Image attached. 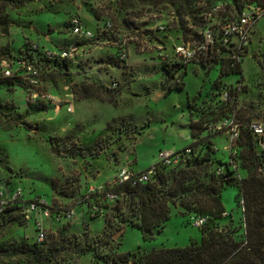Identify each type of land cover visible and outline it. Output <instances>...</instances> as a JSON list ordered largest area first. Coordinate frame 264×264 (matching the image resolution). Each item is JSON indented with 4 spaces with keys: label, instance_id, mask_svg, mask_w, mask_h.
Instances as JSON below:
<instances>
[{
    "label": "rangeland",
    "instance_id": "1",
    "mask_svg": "<svg viewBox=\"0 0 264 264\" xmlns=\"http://www.w3.org/2000/svg\"><path fill=\"white\" fill-rule=\"evenodd\" d=\"M25 1L24 6L7 9L2 15L9 18L11 27L8 35L0 31V49L10 51L12 55H18L29 44L53 49L70 43L72 36L68 21L72 15L79 16L95 37H100L99 41H93L91 48L85 49V55L70 63L69 76H57L39 88L44 99L33 101L21 89L0 88V151L8 152L7 161L13 169L8 171L0 166V185L6 193L20 187L24 200H45L61 215L74 210L72 219H63L62 222L69 223L74 233H84V225L89 233H104V217L110 213V208L94 207L92 212L97 211L100 216L92 218L91 209L84 201L93 203L89 195L98 187L113 182L121 168L143 173L159 160L161 152H179L192 143L190 102L195 109L194 119L209 121L203 136L221 131L211 141L218 150L216 157L227 160L222 162H228L231 155V123L264 120V15L254 24L248 51L242 58L244 80L241 83H238L240 76L236 74L221 77L218 62L204 67L194 61L188 65L187 74L182 76L184 87L166 94L162 89L165 80L162 61L169 64L173 47L182 43L178 4L139 5L122 10L116 0ZM217 2L223 6L218 14L211 15V19L208 15L209 24L222 21V17L237 16L233 0H194L191 9L203 11L207 16L209 5ZM246 5L245 2L244 8ZM57 10L62 12L55 13ZM126 19L134 22L131 28L125 25ZM107 22L112 23L113 31L110 32L111 38L104 34L105 39L101 31ZM195 30L201 32V29ZM145 31L150 32L145 35ZM117 55L126 59L127 68L106 64ZM219 78L221 82L218 88H214ZM67 79L74 83L95 81L113 89L118 88V83L124 84L117 96L118 106L93 98L77 100L71 87L65 83ZM128 81L133 82L128 84ZM229 88L238 93L235 105L230 98L224 99ZM223 89L225 91L221 93ZM219 94L227 106L217 110L215 101ZM212 111L215 115L211 114ZM9 113L20 114L31 128L9 122L5 116ZM121 117L131 118L138 132L126 134L107 129L109 121ZM212 119L217 120L213 122ZM51 136L58 139L72 136L74 144L65 146V149L67 152L74 149L75 157L53 152ZM100 148V154L93 156L92 153ZM215 168L217 174L225 173L224 167L216 163L212 165V169ZM234 171L233 177L246 176L239 167ZM237 193L235 187L223 190L227 216L220 223L239 227L237 235L242 239L243 215L240 202L236 203ZM97 197L100 205L113 206L116 203V198ZM22 214H17L19 219L28 222L24 226L18 222L9 223L0 237V245L14 244L24 238L35 240L36 218L42 221L48 232L49 228L57 231L58 225L62 224L42 219L36 212H31L30 217ZM189 215L183 216L180 206L171 207V219L165 228L146 242L138 229L126 227L117 252L126 254L139 248L185 247L191 240L200 241L201 231L191 224L196 214ZM108 251L109 248L100 249L99 253L104 255ZM64 264L106 263L98 256L86 255L66 256Z\"/></svg>",
    "mask_w": 264,
    "mask_h": 264
},
{
    "label": "trees",
    "instance_id": "2",
    "mask_svg": "<svg viewBox=\"0 0 264 264\" xmlns=\"http://www.w3.org/2000/svg\"><path fill=\"white\" fill-rule=\"evenodd\" d=\"M193 2L194 0H116L122 10L133 9L139 5L178 4V19L182 30V42L184 43H203L205 41L204 31L206 29L212 30L215 45L209 47L205 58L198 61L180 62L175 58L173 51L169 64L162 61V69L165 75L162 89L166 94L184 87L185 83L182 76L187 74L188 65L194 61L204 67H207L211 62H218L221 77L236 74L240 76L238 83H241L244 80L242 58L246 55L248 47L223 46L220 26L222 23L236 18L244 9L245 2L247 5L264 6V0H233L237 16L222 17V21L209 24L208 20L211 19L212 14H215L213 8L217 3L209 5L206 16L203 11L191 9ZM25 4V0H0V31L8 35L11 27L9 18L6 15L2 16L3 13L7 9L14 10ZM54 12L61 13L62 11ZM73 16L77 15L71 17ZM71 17L68 21L70 35ZM133 24L134 22L126 19L125 25L127 27L131 28ZM195 28L201 29V32ZM147 32L150 31L143 33L147 35ZM104 34H107V38H111L110 32L101 31L102 37L107 39L103 36ZM99 38L94 37L92 40L85 41L72 36L70 43L48 50H62L73 43L79 46H92L93 41H99ZM44 50L38 45L29 44L25 45L23 51L18 55H12L10 51L0 49V60L6 59L13 65H18L17 63L21 62L33 65L39 70L41 80L44 83L54 80L57 76H69V66L73 61L61 59L57 54L49 57ZM218 57L220 58L218 59ZM125 58H127L126 54ZM125 58L122 55H117L111 58L112 61L107 60L106 64L116 67L122 66L125 69L127 68ZM21 72L20 69L10 77L0 76V88L21 89L28 94V87L20 76ZM220 79L214 83V88H218ZM131 82L133 81H128V84ZM65 83L71 87L77 100L93 98L114 106H118L117 96L121 86H124V84L118 83V88L113 89L95 81L74 83L71 79L65 80ZM224 91L225 89L221 90V93ZM226 92L229 96L228 99L230 98L229 100L235 105L237 103V91L229 88ZM219 96L220 94L217 95L215 101L217 110L227 106V103ZM43 106L45 105L43 104ZM194 111V105L190 102L189 130L193 141L188 147L179 151L183 155L177 165L156 164L155 173L147 182H139L134 177L124 182L114 179L113 182L104 184L103 189L97 188L95 193L89 195V198H93V203L90 200L84 201L89 210L91 209L92 218L100 216L99 212H92L94 207L97 209L110 208V213L104 217L105 230L103 234L89 233L86 225H84V233L77 234L71 231L69 223H64L57 231H49L46 239L40 243L24 238L14 244H1L0 264H64L66 256L81 257L86 255L98 256L106 264H264V151L259 148L253 133L245 127L247 123L253 120L241 124L238 140L239 156L236 161L237 166L246 173V176L236 178L232 176L235 169L231 167L230 159L228 162H222V158L216 157L218 150L215 149L211 139L221 131L203 136L208 130L209 121H204L203 118L194 119ZM214 112L212 111L211 114L215 115ZM5 116L9 122L16 125L24 124L26 128H31L29 123L22 120L20 114L9 113ZM216 120L212 119L211 121L216 122ZM205 123L206 125H204ZM106 127L108 130L126 134L138 132L133 120L126 117L113 118ZM72 144H74L72 136L63 139H58L56 136L50 137L51 149L57 154L75 157L76 151L74 149L68 152L65 149V146ZM187 149L190 151L186 152ZM101 150L100 148L94 151L92 155L98 156ZM7 157L8 152L0 151V166L12 171ZM115 161L119 164L117 156H115ZM215 163L224 167L225 173L217 174L216 168L212 169V165ZM228 187H235L238 190L236 203L239 204L240 202L242 207V239H239L237 235L240 230L239 227L220 223L227 216L222 193ZM108 195L117 196L115 205H100L97 196L106 198ZM30 202L32 201L22 199L5 206L0 213V237L9 223L18 222L20 226H24L28 222L25 219L20 220L17 214H25V208ZM177 206L182 208L183 216L188 217L190 216L189 213H195L196 216L207 218L205 225L199 228L202 233L199 242L191 240L190 244L185 247H164L150 250H140L139 248L135 252L126 254L117 252L121 244L120 237L114 240L113 235L121 228H136L141 232L143 241H150L155 238L156 234L162 232L171 219V207ZM106 248H109L108 253L101 255L99 250Z\"/></svg>",
    "mask_w": 264,
    "mask_h": 264
},
{
    "label": "built area",
    "instance_id": "3",
    "mask_svg": "<svg viewBox=\"0 0 264 264\" xmlns=\"http://www.w3.org/2000/svg\"><path fill=\"white\" fill-rule=\"evenodd\" d=\"M223 4L218 3L214 5L213 12L217 13L221 10ZM264 15V6L262 5H247L242 12L233 20H228L221 24L220 30L222 35V45L225 47H237L244 48L248 47L251 40V34L253 31L254 24ZM163 28V27H161ZM70 29L71 35L78 40L89 41L94 39V33L84 26L82 20L78 16H73L70 19ZM102 30L111 32L113 31V25L111 22H107ZM205 41L203 43H184L178 45L174 48V56L178 61L189 62L192 60H201L207 56L209 47L215 45L214 37L211 29H206L204 31ZM91 48L90 45L79 46L77 44H70L66 48L58 51H51L45 49L44 52L47 56L53 57L55 54L59 55L61 59L76 61L80 56L85 55V49ZM18 65L11 64L8 60H0V76L10 77L16 71L20 69L22 72L20 76L28 87V96L31 100L44 99V94L39 92V88L44 85L41 80L40 72L31 64H26L24 62L17 63ZM228 93H225L224 99H227ZM244 126V125H243ZM241 124L231 123L229 130V149H230V164L233 169H236L237 159L239 156L238 140L240 137ZM254 135L257 140L259 148L264 151V120H253L245 125ZM190 150L187 149L186 152ZM182 153L174 152H161L159 160L148 169L147 171L136 174L128 168H121L116 179L119 182H124L134 177L135 180L139 182H147L154 175L156 170V164L164 165H177L182 159ZM103 186L98 187L101 189ZM22 189L20 187L11 190L9 193L4 191L2 185H0V213L4 210L5 206L9 203L22 200ZM109 198H117L115 195H108ZM31 212H36L42 219H48L56 223H62L63 219L70 221L73 217L74 211H68L63 215L56 211H53L51 207L45 200L37 199L30 202L26 208L25 213L27 217H30ZM207 222L205 216H194L191 220L192 226L196 228H201ZM64 224V223H62ZM37 236L35 240L37 242H42L46 239L48 234V229L44 228L42 221L39 218L35 220Z\"/></svg>",
    "mask_w": 264,
    "mask_h": 264
},
{
    "label": "water",
    "instance_id": "4",
    "mask_svg": "<svg viewBox=\"0 0 264 264\" xmlns=\"http://www.w3.org/2000/svg\"><path fill=\"white\" fill-rule=\"evenodd\" d=\"M125 229H126V227H123V228H121L118 232H116V233L113 235V239H114V240L119 239V237L122 236V234H123V232H124Z\"/></svg>",
    "mask_w": 264,
    "mask_h": 264
},
{
    "label": "crops",
    "instance_id": "5",
    "mask_svg": "<svg viewBox=\"0 0 264 264\" xmlns=\"http://www.w3.org/2000/svg\"><path fill=\"white\" fill-rule=\"evenodd\" d=\"M252 120H261L260 118H258V119H252ZM122 164V163H121ZM74 211V210H73ZM74 213H75V211H74ZM188 219V218H187ZM59 226H61V224L60 225H58V227H57V229L59 228ZM47 229V228H46ZM51 229L49 228V231H50ZM52 232H55V230H53ZM75 232V231H74ZM77 234H80V232L78 233V231L76 232ZM201 235H202V233H201ZM30 240V239H29ZM31 241V240H30ZM197 242H199V241H197ZM20 264H25V263H20Z\"/></svg>",
    "mask_w": 264,
    "mask_h": 264
}]
</instances>
